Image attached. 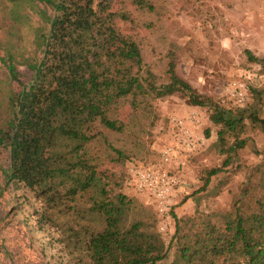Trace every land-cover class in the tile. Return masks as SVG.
Masks as SVG:
<instances>
[{
    "label": "trees",
    "instance_id": "1",
    "mask_svg": "<svg viewBox=\"0 0 264 264\" xmlns=\"http://www.w3.org/2000/svg\"><path fill=\"white\" fill-rule=\"evenodd\" d=\"M1 1L5 8L1 25L8 38L18 37L22 4H28L42 23L34 35L39 59L23 58L32 73L29 82L6 93L9 115L0 126V147L8 146L9 158L4 179L40 197L44 219L60 225L63 238L72 245L67 248L74 251V264H162L170 249L169 264H264V197L252 198L245 190L230 210L202 216L176 217L171 209L173 229L165 244L153 228L154 218L127 221V213L137 208L135 196L111 194L108 181L96 172L88 145L98 134L97 127L116 132L124 127L106 110L113 99L183 91L190 104L205 103L207 99L175 73L173 59L166 62L167 81L155 84L135 48H111V14L95 0ZM132 2L152 9L146 0ZM12 50L3 48L0 60L15 62ZM217 105L208 115L211 123L229 131L242 126L243 116L225 111L243 108ZM246 117L264 126L254 113ZM216 135L221 138L222 130ZM236 139L228 151L243 145ZM227 162L225 158L222 165ZM218 171L204 169L198 189ZM83 199L87 205H80ZM59 213L66 219L59 222Z\"/></svg>",
    "mask_w": 264,
    "mask_h": 264
},
{
    "label": "rangeland",
    "instance_id": "2",
    "mask_svg": "<svg viewBox=\"0 0 264 264\" xmlns=\"http://www.w3.org/2000/svg\"><path fill=\"white\" fill-rule=\"evenodd\" d=\"M95 2L111 14L112 49L135 48L143 69L152 74L157 85L167 81L165 67L171 57L175 73L207 99L203 105H192L183 91L165 95L150 91L142 96L113 99L106 106L109 116L124 123V127L119 132L97 127L99 132L90 141L88 151L94 154L96 172L108 181L111 194L123 191L135 196L137 208L127 213V221L133 218L155 221L152 206L143 194L122 189V176L128 158L154 159L156 149L165 139L166 116L171 113L198 111L204 137L202 147L186 168L185 186L175 197L172 213L176 217L230 210L236 199H242L245 190L252 198L264 197V126L246 117L254 113L264 120V0H146L152 9L137 7L132 0ZM38 7L51 13L42 4ZM21 8L23 18L18 37L8 38L5 26L1 25L5 8L0 0V56L3 48L10 46L16 58L12 64L0 60V126L9 115L6 93L17 91L31 78V70L23 58L37 61L41 55L34 42L41 20L28 4H22ZM245 70L252 71L255 77L251 88L248 87L246 103L239 107L243 109L225 111V115L243 116L242 126L229 131L211 123L208 115L213 104L224 109L230 107L221 94L222 86ZM219 129L221 138L216 135ZM235 137L243 145L228 151ZM225 158L228 162L222 165ZM8 162L5 144L0 147V264H74V251L70 253L67 248L72 249V245L63 238L60 225L44 219L40 197L22 185L5 181L3 170ZM211 167H218L219 171L203 189H198L204 169ZM87 203L83 199L80 205ZM58 217L59 222L66 219L60 213ZM169 226L167 232H159L165 244L172 233V217ZM153 228L158 231L156 221ZM171 251L162 264H169Z\"/></svg>",
    "mask_w": 264,
    "mask_h": 264
},
{
    "label": "built area",
    "instance_id": "3",
    "mask_svg": "<svg viewBox=\"0 0 264 264\" xmlns=\"http://www.w3.org/2000/svg\"><path fill=\"white\" fill-rule=\"evenodd\" d=\"M255 74L245 70L240 76L228 79L221 94L230 107H241L247 101L248 85ZM202 116L196 110L166 116V135L152 160H127L122 176V189L132 194H143L152 206L156 228L170 230L169 211L175 197L185 186L184 177L190 159L202 147Z\"/></svg>",
    "mask_w": 264,
    "mask_h": 264
}]
</instances>
